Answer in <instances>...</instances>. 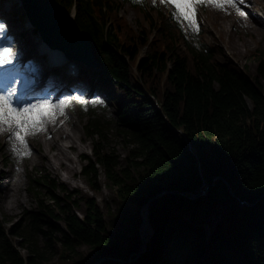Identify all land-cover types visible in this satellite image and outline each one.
<instances>
[{"label": "trees", "instance_id": "obj_1", "mask_svg": "<svg viewBox=\"0 0 264 264\" xmlns=\"http://www.w3.org/2000/svg\"><path fill=\"white\" fill-rule=\"evenodd\" d=\"M54 1L67 10L76 6V23L99 52L96 92L117 107L112 125L130 146L123 167L103 145L102 118L89 119L87 133L98 136L94 158L84 156L83 174L91 189H101L103 174L123 202L147 209L154 230L149 252L134 264L201 259V264H264V51L254 53L258 73L252 78L221 46L188 43L171 17L160 10L155 18L148 11L147 0H130L139 12L138 29L120 15L121 0ZM153 30L156 36L149 39ZM205 185L209 189L202 194ZM28 191L37 207L25 211L21 231L5 229L0 220V264H43L53 239L65 252L75 253L82 244L97 252L113 249L95 198L86 200V213L79 217L73 210L76 199L46 170L30 178ZM233 205L238 209L232 217L216 221L222 208ZM53 218L63 220L66 229ZM126 220L129 233L139 239L144 216ZM15 236L23 238L29 256L15 247ZM164 245L159 261L157 249Z\"/></svg>", "mask_w": 264, "mask_h": 264}, {"label": "rangeland", "instance_id": "obj_2", "mask_svg": "<svg viewBox=\"0 0 264 264\" xmlns=\"http://www.w3.org/2000/svg\"><path fill=\"white\" fill-rule=\"evenodd\" d=\"M250 1L251 4H253L252 8H257V12L263 14V19H261L263 28L260 31L254 28H248L247 26L241 24L239 20L232 17L229 12L216 9L210 5L198 6L196 10V20L198 25L204 26V30L206 31L205 39L208 43H216L217 46H222L227 56L229 55L228 57H231V60L248 68V75L255 78L258 72L257 63L254 59V53L259 51L258 49H263L264 51V6L261 4L260 0ZM149 3L151 5H155L156 7H163L165 5L169 11L174 10L173 5L161 3V0H156L155 4L153 3V0H149ZM21 10L20 5H15V20H22L21 23L23 24L24 22H27V17L24 12H22L23 10ZM156 11L157 9L153 10L152 13L154 17L158 18L159 15ZM121 14L126 17L135 29L139 28V13L130 3L124 4ZM58 16L63 22L76 26L74 16L71 12L65 11L64 9H58ZM202 21H205L206 24H202ZM144 23L147 25L146 21ZM184 25L188 26L189 24L187 21H184ZM30 35V33H26L23 39H17L15 35L14 39L17 43V47L19 48L22 46L23 50H26L27 45L29 46L35 42V38H37V42L40 39V35L37 30L36 32H33V37H30ZM95 52L98 53L97 50ZM24 69H26L24 71V73H27L26 77H28V71L37 74L41 71H35L33 69V60H30L29 67ZM85 70L96 72L100 69L84 67L83 71ZM27 81L29 82V80ZM135 82L136 81H134V83ZM262 84L264 86V82ZM144 91L147 93L146 89H144ZM60 92L59 88L54 91V95L58 97V100L63 99L66 96L74 98L77 95L85 98V104H81L79 101L73 99L71 106L66 108V114L58 117V119L64 124L63 128L65 133L69 135L71 141L79 146L80 152L77 153L70 150L68 148V141H57V138L52 140L53 143H56V141L57 143L51 148L47 143L49 141L48 139L50 134H47L46 137H42V134H40L38 137L35 135L27 138L31 154L21 157L15 155L12 151V144L15 143V140L12 142L7 141L5 136L0 132V178L3 174L2 172L9 171L10 173L3 177L4 179L2 183L13 185V181L11 180L15 178L20 184L19 192L21 197L20 204H18L14 209L9 210L5 206V197L3 196L4 193L0 192V220L3 221L5 229L14 230V233H16V231H21V223L23 226L25 225V211L35 209L37 207L36 201L27 190V187L29 186L28 177L30 174L35 175L39 171L45 172L46 170L57 179L58 183L64 184L68 188L70 194H72V197L76 199L78 205L74 206L73 210L79 217L82 218L86 213L87 199L95 198L97 200L98 206L104 216L107 235L111 237L113 241L112 247H114L113 249L104 248L105 251L97 252V250H94L95 248H92L87 244H82L76 248L75 253L65 252L61 242L58 239H53L54 246L48 251L49 260L44 261L43 264H67L69 263L68 259H74L75 261L82 260L83 263L92 262V264H96L97 261L103 258L105 259L99 262V264H134L137 259L149 252L152 235L148 238L146 248H143L144 250H142V253L139 254L143 247V240L141 236L142 231L140 229V237L139 239H136L129 233L128 228L130 226L126 225V219L128 217H133V219L136 220L140 215L144 216L148 212L147 209L144 208L139 210L135 205L123 202L117 196L116 189L107 184V180L103 174L99 178L101 189L96 192L90 188L89 179L83 173H80L81 167H83V165L85 166L87 163L83 156L91 153L94 143L98 139V136L91 137L86 131V125L88 124L89 119L93 118L94 114L97 117L102 118L104 121L107 139L102 140L103 145L109 151H114L115 154L120 157V163L123 167L127 166V161L125 159L130 146L125 144L123 137L118 135L117 129H114V125H112L116 119L117 107L114 104L109 105L99 94L94 95L91 91H86L82 88L78 91L66 93L63 96L59 95ZM26 98H29V96H26ZM96 98L101 99L104 103L94 105L92 101ZM71 122L73 123L70 125ZM46 127L48 128V126ZM71 136L73 138H71ZM5 145L7 148H3ZM58 147H61L64 150L66 156L65 154L61 157H59V155H55V151ZM6 149L7 151L5 152ZM40 151L47 155L46 159H43V156L39 153ZM58 161H63L64 164L56 170V164ZM65 166H73V172L68 173L65 170ZM133 177L137 182L139 179L138 174L133 173ZM1 185L2 184L0 183V186ZM237 209L238 207L234 205L232 209L231 207L230 209L222 208L220 214H223L218 215L219 218L217 216H214V218L216 221H219L224 217L230 218L236 213ZM52 222L57 224L62 230L66 229V225L63 220L53 218ZM55 237H60V235L57 234ZM13 240L15 247L21 251L24 257L30 255L27 247L23 244V238L15 236L13 237ZM140 240V251L139 247L138 250L135 251L136 247L140 245ZM41 241V244L44 245L45 239H42ZM163 243H165V241H163ZM166 246L167 245L162 246V248L160 247V250L157 249V258L159 261L164 260L163 253L167 251ZM110 253L114 255H109ZM98 254H102L104 256L99 259ZM64 255L65 258L63 257ZM126 256H129L128 260H124ZM155 257L156 255L151 257L152 261L155 260ZM201 263H203L202 259L196 264Z\"/></svg>", "mask_w": 264, "mask_h": 264}, {"label": "snow or ice", "instance_id": "obj_3", "mask_svg": "<svg viewBox=\"0 0 264 264\" xmlns=\"http://www.w3.org/2000/svg\"><path fill=\"white\" fill-rule=\"evenodd\" d=\"M156 3V0H153ZM161 3L174 6L173 16L177 21H187L193 31H199L196 20L198 6L210 5L219 10L233 8L240 15H247L244 8L250 0H161ZM23 50L17 47L15 39L8 33V24L0 19V75L6 78L10 84L19 83L16 66L22 60ZM16 87H9L0 91V132L8 131L9 139L15 138L12 144V151L15 155L24 157L31 154L28 144V137L35 136L41 131H46V125L53 123L59 116L66 114V108L71 106L73 99L85 104V98L64 97L52 101L48 99H37L31 103L16 102ZM95 104L104 102L96 98L92 101Z\"/></svg>", "mask_w": 264, "mask_h": 264}, {"label": "water", "instance_id": "obj_4", "mask_svg": "<svg viewBox=\"0 0 264 264\" xmlns=\"http://www.w3.org/2000/svg\"><path fill=\"white\" fill-rule=\"evenodd\" d=\"M23 7L27 12L30 21L34 26H37L44 40L55 48L62 49L69 57L81 60L88 66H99L93 46L89 38L80 29L70 26L62 22L57 15L56 6L50 0H22ZM228 185V183H227ZM229 186V185H228ZM209 189L208 185L202 190V194L206 193ZM233 196V190L229 187ZM197 195H191L190 198L194 199ZM241 206H246L247 203L239 200ZM144 219L148 220V212L144 215ZM149 221V220H148ZM144 223L142 224L143 227ZM150 225V222H149ZM151 227V225H150ZM142 229V228H141ZM154 230L151 227L149 236L153 235ZM143 240V247L139 254L142 253L143 248H146L147 240ZM103 259L96 262L99 264Z\"/></svg>", "mask_w": 264, "mask_h": 264}, {"label": "bare ground", "instance_id": "obj_5", "mask_svg": "<svg viewBox=\"0 0 264 264\" xmlns=\"http://www.w3.org/2000/svg\"><path fill=\"white\" fill-rule=\"evenodd\" d=\"M19 2H22V0H19ZM261 4L264 6V0H260ZM251 5V1L250 3L248 4L247 7L244 8V11L247 13V15H240L239 13L236 12L235 9L233 8H229L227 9L230 14L232 15V17H234L235 19L239 20L241 23L247 25L249 28H254V29H257V30H261L263 28V24L261 22V16L260 14L256 13L254 8H251L250 7ZM22 8V6H21ZM245 16V17H244ZM29 22V21H28ZM235 26V24H234ZM224 31V29H223ZM9 33V32H8ZM10 36H12V32H10L9 34ZM39 42V41H38ZM38 42H37V38H35V42H33L30 47H28V50H23L22 46L19 47V49H22L23 50V57H22V60L18 63V65L16 66V70L19 69V68H26L28 67L29 65V59H30V50L31 51H34L36 49V47L38 46ZM52 54V53H51ZM55 56H57L55 54ZM23 71L25 69H22ZM27 75V74H26ZM11 87H14V86H11ZM29 92V89L26 90L25 94H27ZM73 122L70 123V125L72 124ZM48 128L46 127V131H41L39 132L36 136H40V134H42V137H46V135L50 134L49 136V141L47 142L49 144V147H54L57 143L58 140H64V141H68V148L70 150H73L77 153H79V146H77L73 141L70 140V137L68 134L65 133V130H64V124L62 121H60L58 118L56 119L55 122L53 123H49L48 125ZM53 130V131H52ZM52 131V132H51ZM55 132V133H54ZM4 136H5V139L7 141H14L15 138L13 137L11 140L9 139V136H10V133L8 131H4V132H1ZM0 133V135H1ZM55 138H57V141L56 143H53L52 140H54ZM71 138H73L71 136ZM3 148H7L6 145L3 147ZM7 151V149L5 150V152ZM55 155H59V157L63 156L65 154L64 150L61 148V147H58L55 151ZM39 153H41V156H43V159H46L47 158V155L45 153H42V151H40ZM66 156V154H65ZM63 161H58L57 164H56V170L59 168V167H62L63 166ZM65 170L68 172V173H72L73 172V169L74 167H70V166H65ZM15 170V169H14ZM2 176L0 178V183L2 184L0 186V192H3V196L5 197L4 200H5V206L7 207V209L9 210H12L14 209L18 204H20L21 202V197H20V192H19V189H20V184L18 183V181L14 178L13 180V185L11 184H4L2 183L3 181V177L5 175H7L8 173H10L9 171H4L2 172ZM144 225L141 229L142 231V239L144 240H147L149 238V232L150 231V225H149V221L146 219H144Z\"/></svg>", "mask_w": 264, "mask_h": 264}]
</instances>
